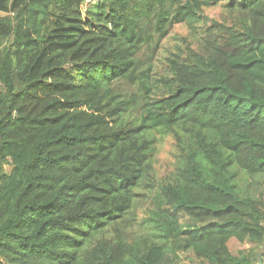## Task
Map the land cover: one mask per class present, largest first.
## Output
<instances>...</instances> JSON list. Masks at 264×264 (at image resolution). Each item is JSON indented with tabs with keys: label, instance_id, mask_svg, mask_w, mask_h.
Returning <instances> with one entry per match:
<instances>
[{
	"label": "trees",
	"instance_id": "1",
	"mask_svg": "<svg viewBox=\"0 0 264 264\" xmlns=\"http://www.w3.org/2000/svg\"><path fill=\"white\" fill-rule=\"evenodd\" d=\"M0 13V264H264V0H0ZM175 24L188 36L156 70Z\"/></svg>",
	"mask_w": 264,
	"mask_h": 264
},
{
	"label": "rangeland",
	"instance_id": "2",
	"mask_svg": "<svg viewBox=\"0 0 264 264\" xmlns=\"http://www.w3.org/2000/svg\"><path fill=\"white\" fill-rule=\"evenodd\" d=\"M220 13L219 8H208L203 10V14L209 19V20H217ZM0 16H4V14L0 13ZM185 37L188 36V29L184 25L175 24L167 29L166 35L159 39H155L154 45H157V48L153 50V67L154 69H162L163 63H160L161 61H158L160 57H163L167 52L170 50H173L175 45L181 44V40L178 39V37ZM117 90L122 95H128L132 92H135V87L130 86L126 83H119L117 85ZM157 155L155 158V171H156V177L159 180L162 177V174H164L166 171L170 170L173 166V149H172V142L169 138H165L157 146ZM262 181H258L259 190L262 188L261 185ZM261 192V191H259ZM257 196V194H256ZM229 249L232 254H236L237 252L241 251L242 253H250L255 252V255L258 259L262 258V252L261 249L258 247H255L253 244L244 243L239 244L234 240H231L229 242ZM165 264H208L205 261H198L192 256V253H180L178 254L177 259L175 258H169V260Z\"/></svg>",
	"mask_w": 264,
	"mask_h": 264
},
{
	"label": "water",
	"instance_id": "3",
	"mask_svg": "<svg viewBox=\"0 0 264 264\" xmlns=\"http://www.w3.org/2000/svg\"><path fill=\"white\" fill-rule=\"evenodd\" d=\"M257 257V256H256ZM259 264H261V262L259 261Z\"/></svg>",
	"mask_w": 264,
	"mask_h": 264
},
{
	"label": "crops",
	"instance_id": "4",
	"mask_svg": "<svg viewBox=\"0 0 264 264\" xmlns=\"http://www.w3.org/2000/svg\"><path fill=\"white\" fill-rule=\"evenodd\" d=\"M257 264H259V262ZM261 264H262V262H261Z\"/></svg>",
	"mask_w": 264,
	"mask_h": 264
}]
</instances>
